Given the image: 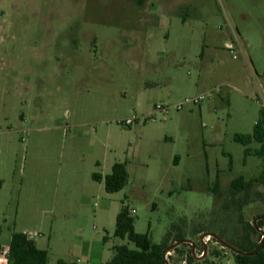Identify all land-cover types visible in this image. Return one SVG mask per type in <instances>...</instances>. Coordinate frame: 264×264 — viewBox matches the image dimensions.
Returning <instances> with one entry per match:
<instances>
[{"label": "rangeland", "instance_id": "obj_1", "mask_svg": "<svg viewBox=\"0 0 264 264\" xmlns=\"http://www.w3.org/2000/svg\"><path fill=\"white\" fill-rule=\"evenodd\" d=\"M262 110L264 0H0V264L14 232L48 264H107L135 249L114 236L123 202L156 244L235 240L264 214V183L230 193L264 172L234 140ZM115 163L129 180L109 194L92 175ZM226 251L187 264H236Z\"/></svg>", "mask_w": 264, "mask_h": 264}, {"label": "trees", "instance_id": "obj_2", "mask_svg": "<svg viewBox=\"0 0 264 264\" xmlns=\"http://www.w3.org/2000/svg\"><path fill=\"white\" fill-rule=\"evenodd\" d=\"M234 140L246 147L245 157L255 156L264 160V110L261 111L260 118L255 123L252 134L235 135ZM254 142L259 144L260 147L252 150L249 145ZM230 164H232V160ZM92 178L97 182L104 181L105 191L113 194L125 188L129 180V173L125 163H115L111 174L105 178L99 173H94ZM257 183H264V172L259 178L252 181L246 182L244 177H239L231 183L230 193L232 198L243 194V199L246 200ZM1 188L2 182H0ZM244 203L245 205L250 204L248 201ZM261 217H264V214L256 215L254 224L245 222L242 235L233 241L226 242L225 238L213 234L216 239L218 238L219 246L223 250L232 252L236 264H264V218ZM243 220L244 218L241 217V222ZM1 230L0 226V235ZM114 236L121 240L127 239L134 244L135 249H130L126 244L114 246L113 256L107 264H166L164 255L171 248L169 245L171 233H168L160 244L154 243L149 233H137L134 228V218L124 202L116 217ZM214 254L218 258L221 257L217 251ZM6 259L7 264H48L49 253L47 250L40 249L26 233L14 232ZM192 260L191 256L187 259L189 262ZM59 264L66 263L60 261Z\"/></svg>", "mask_w": 264, "mask_h": 264}, {"label": "built area", "instance_id": "obj_3", "mask_svg": "<svg viewBox=\"0 0 264 264\" xmlns=\"http://www.w3.org/2000/svg\"><path fill=\"white\" fill-rule=\"evenodd\" d=\"M227 49L233 54L234 58H237L236 52V45L233 43L227 44ZM206 100L205 95H199L193 98L186 99L184 104H195V105H201ZM183 105H180L178 108H182ZM156 110L161 112L165 118H167L168 110L164 109L162 105H157ZM137 120V117H133L127 121V124H133ZM135 211L130 209V214H134ZM183 245L186 249L185 252L188 255L183 259L182 264H187V258L192 257L193 259L200 260L204 259L208 254H210V250L213 248V246H219V241L216 239V237L211 233H199L197 235L196 240H187L186 242L182 241L181 243H176L175 247H171L168 251H166L164 258L166 259V264H171L170 259H172L175 256L176 250L180 248V246ZM183 249V250H184ZM182 251V249H179ZM5 257L7 253H4ZM4 257V255H3Z\"/></svg>", "mask_w": 264, "mask_h": 264}, {"label": "crops", "instance_id": "obj_4", "mask_svg": "<svg viewBox=\"0 0 264 264\" xmlns=\"http://www.w3.org/2000/svg\"><path fill=\"white\" fill-rule=\"evenodd\" d=\"M226 44H228V43H226ZM36 245H37V244H36ZM8 248H9V247H8ZM8 248L4 251V253H7ZM0 261H2V260L0 259ZM6 264H7V261H6Z\"/></svg>", "mask_w": 264, "mask_h": 264}, {"label": "water", "instance_id": "obj_5", "mask_svg": "<svg viewBox=\"0 0 264 264\" xmlns=\"http://www.w3.org/2000/svg\"><path fill=\"white\" fill-rule=\"evenodd\" d=\"M261 218H264V217H261ZM216 237V236H215ZM218 239V238H217Z\"/></svg>", "mask_w": 264, "mask_h": 264}]
</instances>
